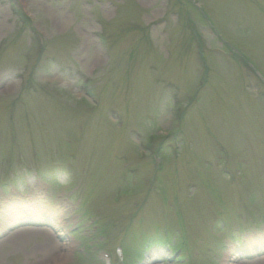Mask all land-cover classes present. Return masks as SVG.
Wrapping results in <instances>:
<instances>
[{"label":"rangeland","instance_id":"374dc122","mask_svg":"<svg viewBox=\"0 0 264 264\" xmlns=\"http://www.w3.org/2000/svg\"><path fill=\"white\" fill-rule=\"evenodd\" d=\"M179 249L264 264V0H0V264Z\"/></svg>","mask_w":264,"mask_h":264},{"label":"bare ground","instance_id":"6f19581e","mask_svg":"<svg viewBox=\"0 0 264 264\" xmlns=\"http://www.w3.org/2000/svg\"><path fill=\"white\" fill-rule=\"evenodd\" d=\"M21 214H18V215H16V216H14V217H12V220H13V222H17L18 220H22L21 218ZM34 229H37V228H34ZM33 228H29V229H27V230H24V231H22V232H14V233H12L11 235H10V237H9V240L11 241L12 240V238L13 237H16V239L18 238V239H22V238H26L27 237V235L29 234H32L33 232L35 233V232H39V231H37V230H34ZM27 231V232H26ZM15 239V238H14ZM8 240V239H7ZM258 263H261L260 261H257V262H254V263H251V264H258ZM246 264H248V263H246Z\"/></svg>","mask_w":264,"mask_h":264}]
</instances>
